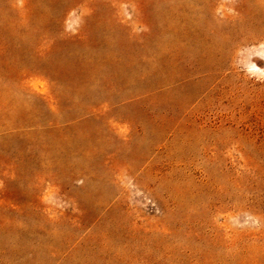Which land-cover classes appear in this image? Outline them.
<instances>
[{
    "label": "rangeland",
    "instance_id": "rangeland-1",
    "mask_svg": "<svg viewBox=\"0 0 264 264\" xmlns=\"http://www.w3.org/2000/svg\"><path fill=\"white\" fill-rule=\"evenodd\" d=\"M0 264H264V0H0Z\"/></svg>",
    "mask_w": 264,
    "mask_h": 264
}]
</instances>
